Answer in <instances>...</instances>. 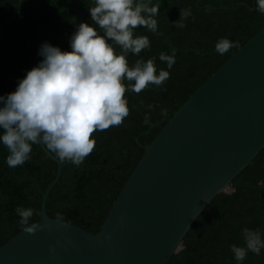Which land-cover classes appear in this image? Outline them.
Segmentation results:
<instances>
[{"label": "trees", "instance_id": "obj_1", "mask_svg": "<svg viewBox=\"0 0 264 264\" xmlns=\"http://www.w3.org/2000/svg\"><path fill=\"white\" fill-rule=\"evenodd\" d=\"M17 18L2 28L0 48V95L16 87L25 71L41 57L39 45L48 41L62 50L69 48V37L76 25L91 24L88 7L93 0H23ZM159 4L155 19L158 31L138 26L135 35H146L150 48L139 57H126L131 66L136 59L157 57V71L166 69L159 53L176 60L170 77L160 87L150 85L140 93L125 92L129 115L119 126L92 134L95 147L80 166L65 161L59 180L51 188L46 211L52 218L69 221L93 233L98 232L124 182L156 134L188 97L239 47L264 25V14L256 11L255 0H151ZM20 0H0V24L13 16ZM151 6V5H150ZM191 9L181 22L180 10ZM227 37L238 46L224 55L214 48ZM114 50L119 52V46ZM125 83H129L125 81ZM149 105H152L150 108ZM166 109V115H161ZM150 119L151 126L145 124ZM7 149L0 145V245L23 227L14 211L31 207L30 223L38 221L42 194L54 180L57 162L41 145H33L31 159L9 168ZM232 188L223 190L198 214L182 239V248L168 264H237L230 245L243 246L241 229H260L264 238V147L232 179ZM241 264H264L260 255L248 252Z\"/></svg>", "mask_w": 264, "mask_h": 264}, {"label": "water", "instance_id": "obj_2", "mask_svg": "<svg viewBox=\"0 0 264 264\" xmlns=\"http://www.w3.org/2000/svg\"><path fill=\"white\" fill-rule=\"evenodd\" d=\"M0 24L17 18L23 9ZM42 146V145H41ZM43 147V146H42ZM264 147V25L208 77L156 134L98 232L52 218L0 245V264H168L191 224ZM44 148V147H43ZM50 154V153H49Z\"/></svg>", "mask_w": 264, "mask_h": 264}, {"label": "clouds", "instance_id": "obj_3", "mask_svg": "<svg viewBox=\"0 0 264 264\" xmlns=\"http://www.w3.org/2000/svg\"><path fill=\"white\" fill-rule=\"evenodd\" d=\"M255 5L256 11L264 14V0H255ZM88 11L92 23L76 25L68 49L42 42L37 50L41 59L18 79L14 90L0 95V145L7 149L9 168L29 161L33 145H42L60 162L80 166L95 147L92 134L119 126L129 115L126 91L140 93L169 79L167 69L176 60L174 47L171 54L159 53L158 59L166 64V69L159 71L157 57L138 58L131 66L126 58L129 53L139 57L142 50L150 48L148 36H134V30L141 26L152 33L158 31L155 17L159 4H151V0H93ZM190 15V8L180 10L181 22L176 26L183 28V19ZM235 46L236 42L222 37L214 48L224 55ZM166 111L161 109V115ZM143 122L151 126L149 118ZM14 211L25 231L34 233L40 227L30 223L31 207L17 206ZM241 236L243 246L230 245L237 264L249 251L260 255L264 249L260 229L243 227Z\"/></svg>", "mask_w": 264, "mask_h": 264}, {"label": "rangeland", "instance_id": "obj_4", "mask_svg": "<svg viewBox=\"0 0 264 264\" xmlns=\"http://www.w3.org/2000/svg\"><path fill=\"white\" fill-rule=\"evenodd\" d=\"M57 162V161H56ZM57 165H58V163H57ZM58 167V166H57Z\"/></svg>", "mask_w": 264, "mask_h": 264}]
</instances>
